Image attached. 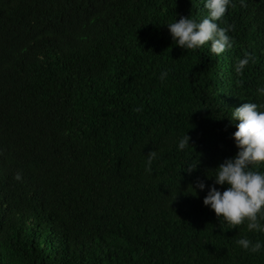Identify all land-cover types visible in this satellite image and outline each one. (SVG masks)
I'll use <instances>...</instances> for the list:
<instances>
[{
    "label": "trees",
    "instance_id": "trees-1",
    "mask_svg": "<svg viewBox=\"0 0 264 264\" xmlns=\"http://www.w3.org/2000/svg\"><path fill=\"white\" fill-rule=\"evenodd\" d=\"M206 14L203 0H0V264H264L237 243L264 232L188 193L238 151L233 107L264 105V0H233L219 55L173 42L167 23Z\"/></svg>",
    "mask_w": 264,
    "mask_h": 264
},
{
    "label": "clouds",
    "instance_id": "clouds-1",
    "mask_svg": "<svg viewBox=\"0 0 264 264\" xmlns=\"http://www.w3.org/2000/svg\"><path fill=\"white\" fill-rule=\"evenodd\" d=\"M207 14L201 19L188 16H180L167 23L173 42L183 49H198L208 44L210 51L217 55L223 53L233 45V38L229 34L234 25L222 27L219 21L225 16L233 0H203ZM245 3V0H241ZM253 58V53L247 52L239 58L235 65L237 73H243L244 68ZM168 75L165 69L160 73L163 81ZM264 94V87L258 89ZM135 111H140L137 107ZM230 123L235 125V131L231 134L238 151L230 157H226L222 163L213 170L212 184L205 180H199L194 191L188 192L199 195L197 189L205 190L203 204L214 211L218 219H223L230 228L247 221L250 231L264 232V171L258 170V166L264 164V105L252 100L233 107ZM190 135L186 132L178 142V147L183 150L189 143ZM147 170L151 172V162L157 157V152L151 149L147 154ZM255 166V167H254ZM189 172L195 170L196 164L187 166ZM17 179H21L19 173ZM217 185L225 186L222 189ZM237 243L251 252H259L264 249V240H255L247 236H241Z\"/></svg>",
    "mask_w": 264,
    "mask_h": 264
}]
</instances>
